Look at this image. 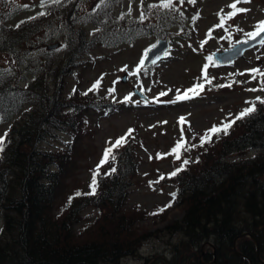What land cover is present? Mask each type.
I'll list each match as a JSON object with an SVG mask.
<instances>
[{"label": "trees", "instance_id": "1", "mask_svg": "<svg viewBox=\"0 0 264 264\" xmlns=\"http://www.w3.org/2000/svg\"><path fill=\"white\" fill-rule=\"evenodd\" d=\"M10 2L0 0V8ZM121 2L103 0L88 15L69 18L74 1L60 11L70 20L68 26H59L66 41L65 55L43 60L36 69L38 75L26 86L18 68L12 69L16 74L11 71L0 77V123L21 113L26 103L30 105L24 117L0 136L5 142L0 152V264H121L124 258L139 256L153 235L150 230L140 232L136 221L153 216L165 220L175 206L181 207L183 216L165 226L177 238L171 243L170 258L148 257L146 264H264V90L236 115L214 124L231 123L227 134L212 135L201 146V137L213 125L182 142L195 147L182 152L181 160L174 157L172 170L158 176L160 185L175 187V198L158 210L144 214L127 205L139 165L135 157L139 144L132 135L118 136L127 142L114 149V162L100 168L94 194L93 173L105 149L118 138L102 147L85 185L75 184V174L69 176L71 166L81 154L86 155L79 141L91 133L88 109L114 110V104L100 97L93 86L64 92L67 78L80 64L75 56L140 35L164 37V29L178 16L164 3L149 4L139 19L129 21L112 9ZM2 18L0 11V52H17L19 58L23 48L36 45L33 38L39 30L55 27L47 12L10 28ZM83 19L95 24L91 33L76 24ZM252 106L253 113L236 118ZM63 135L69 137L65 148L55 144ZM184 159L189 163L182 165ZM181 167L177 175H170ZM70 177L71 184L66 183ZM90 207L93 221L76 229Z\"/></svg>", "mask_w": 264, "mask_h": 264}, {"label": "rangeland", "instance_id": "2", "mask_svg": "<svg viewBox=\"0 0 264 264\" xmlns=\"http://www.w3.org/2000/svg\"><path fill=\"white\" fill-rule=\"evenodd\" d=\"M8 1L11 2L2 6L0 11L3 22L9 28L42 12L51 14L55 22V27L50 31L42 29L33 36L36 45L23 48L24 53L20 58L17 52H0V77L18 68L22 86H26L38 75L36 69L42 67L43 60H58L65 55L66 41L59 26H68L70 20L60 11L76 1L77 8L74 7L69 18L83 17L103 0H60L59 3L45 0L43 6L42 0ZM166 2L167 0H122L112 9L115 15L123 14L126 20L131 21L142 16L143 5ZM232 3H236V0H195V3H190L189 0H172L170 8L178 16L174 23L164 29L166 34L162 33L164 38L170 40L171 49L165 61L148 67L143 66V60L148 48L159 39L154 35H140L130 41L121 40L107 46L97 45L75 56L74 60L80 64L76 65L75 72L67 78L64 92L75 87L84 91L99 81L98 88L94 89L99 91V96L106 102L114 104V110L110 112L88 109L87 126L91 133L82 136L79 141V148L84 149L86 155L81 154L79 160L71 166V173L69 171V176L75 174V184H86L90 168L98 160L102 147L109 139L132 135L139 144L135 152L139 165L127 198L128 207L147 213L171 202L175 187L171 184L160 185L158 176L166 175L172 170L174 155L171 150L177 142L194 138L214 124L236 115L250 104L253 97L263 94L261 76L251 70H264V45L249 50L244 58L229 66H219L212 57L214 51H223L237 42L249 39L245 33L255 31V26L264 21V0H250L247 3L241 0L237 3V8L247 11L236 12L220 26L221 17H227L234 11L229 7ZM15 9L18 10L14 12ZM76 24L85 27L89 33L94 30L95 25L86 19L77 21ZM56 43H59L58 47L48 48ZM208 57H212V60ZM138 67L140 72L135 71ZM205 70L211 83L205 79ZM125 75L126 82L122 80ZM51 82L55 86V82ZM197 84L204 85L202 90L197 89L198 94L189 93L190 99L176 100V95H183L187 89ZM135 88L144 90L149 99H142L134 92ZM161 92L166 95L161 96ZM125 97L130 99L125 101ZM26 105L11 120L0 123V135L24 117V112L30 108L28 103ZM67 140L69 137L63 135V139L55 141V144L65 148ZM72 177L66 183L71 184ZM93 211L91 207L84 211L86 219L76 229L93 221L94 216L88 215ZM182 216L181 207L175 206L168 210L165 220L155 216L137 220L136 227L140 232L150 230L153 235L141 247L139 256L124 258L121 264H146V258L155 260V256H168L169 259L171 243L177 238L170 236L165 226ZM204 246L206 249V245Z\"/></svg>", "mask_w": 264, "mask_h": 264}, {"label": "snow or ice", "instance_id": "3", "mask_svg": "<svg viewBox=\"0 0 264 264\" xmlns=\"http://www.w3.org/2000/svg\"><path fill=\"white\" fill-rule=\"evenodd\" d=\"M54 2L56 3H59L60 0H54ZM190 3H195V0H189ZM241 0H236V3H232L231 5H229V7H231L234 11L232 13H229L227 15V17H221V25L220 26H223V23L225 21V19H231L235 14L236 12H244V11H247L246 9H242V8H237V3H240ZM243 2L247 3V2H250V0H243ZM45 3V0H42V6L44 5ZM163 7L165 8H169V7H172V0H167L166 3H164L162 5ZM40 15H44V13H40ZM256 30L253 31V32H248V33H245V35L249 38V39H256V37H258L261 32H264V21H261L259 22V24H257L255 26ZM239 31H243V29H238ZM248 40H245V41H242V43H247ZM260 43L262 45H264V39H262L260 41ZM209 60H212V57H208ZM155 62V61H154ZM136 72H140L141 69L138 67L136 70ZM253 73H256L258 74L259 76L261 77H264V72H262L260 69H252L251 70ZM205 79L208 80V83H211V79H208L207 77V72L205 70ZM255 78V77H254ZM99 86V81L96 82L95 85H93V88H98ZM204 85L203 84H197L195 86H193L192 88H189L187 89L183 95H176V100L179 101V100H187V99H190L191 97L189 96V93H193V94H198L197 93V89H203ZM92 90V89H90ZM256 89H251V91H255ZM261 90H264V88H262ZM111 91H114L111 90ZM87 94V93H85ZM161 96H164L166 95V93L164 92H161L160 93ZM130 99V97H125L124 100L125 101H128ZM171 102V101H170ZM261 103H264V100H261ZM255 111V107L252 106V107H249L247 109H245L244 111H242L240 113V115L238 117H236L237 119H240L242 118L243 116H246L250 113H253ZM234 122V121H233ZM231 127V123H227V124H223L222 126L218 127V126H213L210 130H208V132L205 133L204 136L201 137V146H203L204 143H207V142H210L211 140V136L212 135H215V134H218L220 133L221 131H223L225 134H227V130L228 128ZM131 132V130H129ZM7 135V134H5ZM182 140V138H181ZM126 138L125 137H120L118 138L115 143L111 144L110 147L106 148L104 153H103V157L99 163V165L97 166L96 170L94 171L93 173V178H92V181H91V184H90V188L92 189V193L91 194H94L95 193V190H96V186H97V176L100 175V168L105 164V163H108L109 161H112L114 162L116 160V155L114 154V149H118L119 147L123 146L125 143H126ZM4 139L3 138H0V152H3L4 150ZM111 143V142H109ZM191 147H195L194 145L193 146H188L187 144H184L182 142H177V144L175 145V147L171 150V153L174 155L175 159L176 160H181V153L182 152H187V151H190L191 150ZM189 161L187 159H184L182 160V165H186L188 164ZM183 170V167H181L180 169H177L175 171H173L170 175L171 176H175L177 175V173L179 171H182ZM112 172L115 171V168H112L111 169ZM110 174V173H108ZM77 195H80V193H77ZM173 195V198H175V193L172 194ZM71 199H69V203L71 202ZM170 206V205H169ZM155 214V213H153Z\"/></svg>", "mask_w": 264, "mask_h": 264}, {"label": "water", "instance_id": "4", "mask_svg": "<svg viewBox=\"0 0 264 264\" xmlns=\"http://www.w3.org/2000/svg\"><path fill=\"white\" fill-rule=\"evenodd\" d=\"M262 39H264V32H261V34L254 40L247 39V43H242V41H240L235 43L231 48L225 49L223 51H214L212 56L219 66L232 65L236 60L244 58L249 50L261 45L260 41ZM58 46L59 43H56L54 45H49L48 48L53 49ZM170 47L171 45L169 40L164 38L159 39L156 44L148 49L144 60V66H149L165 60ZM122 80L126 82L127 75H125ZM134 92L139 94L144 100L148 99L146 93L143 90L135 88Z\"/></svg>", "mask_w": 264, "mask_h": 264}]
</instances>
